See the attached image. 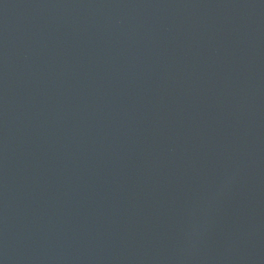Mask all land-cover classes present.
<instances>
[{
  "label": "water",
  "instance_id": "95a60500",
  "mask_svg": "<svg viewBox=\"0 0 264 264\" xmlns=\"http://www.w3.org/2000/svg\"><path fill=\"white\" fill-rule=\"evenodd\" d=\"M0 264H264V0H0Z\"/></svg>",
  "mask_w": 264,
  "mask_h": 264
}]
</instances>
